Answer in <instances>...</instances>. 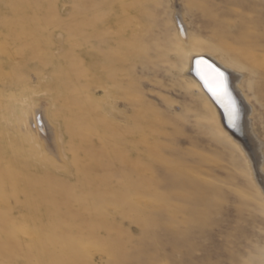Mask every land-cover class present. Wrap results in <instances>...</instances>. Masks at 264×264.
Wrapping results in <instances>:
<instances>
[{
    "label": "rangeland",
    "instance_id": "obj_1",
    "mask_svg": "<svg viewBox=\"0 0 264 264\" xmlns=\"http://www.w3.org/2000/svg\"><path fill=\"white\" fill-rule=\"evenodd\" d=\"M199 54L247 76L264 0H0V264H264V83L249 159Z\"/></svg>",
    "mask_w": 264,
    "mask_h": 264
},
{
    "label": "bare ground",
    "instance_id": "obj_2",
    "mask_svg": "<svg viewBox=\"0 0 264 264\" xmlns=\"http://www.w3.org/2000/svg\"><path fill=\"white\" fill-rule=\"evenodd\" d=\"M200 58H203V60H205L206 62L210 63L209 61L206 60V58L204 57V55L202 54H199V55H196L193 57L192 59V62H191V69L193 70V76L195 78V82L197 83V88L203 92L207 98L209 99L210 103L212 104L213 108L215 109L216 113H217V116L219 118V121L224 129V131L227 133V135L242 149V152H244L246 154V156L249 158L248 154L245 152L243 146L240 144L239 141H237V139L235 138L234 135H232L230 133V131L228 130L227 126H226V123L227 125L229 126V123H228V119H227V116L225 114V110L224 108L219 104L217 103L212 97H211V94L207 91V89L203 86V82L200 80L199 76L197 75V71H196V64H195V61L196 59H200ZM208 58V57H207ZM216 61V60H215ZM218 62V61H217ZM216 62V63H217ZM247 64H249L251 66V69L250 70H247V76L245 75H242L243 73V70H246V68L244 67H240L241 68V73L240 75L238 74H233L231 75L229 72H227L226 70L224 69H220L222 71H224L226 77H227V82H228V88H229V91L231 92L232 94V97L233 99L236 101V104L239 108V113H240V120L238 121V126L234 129L232 127H230L232 130H234V132L236 133V135L238 136H241L243 137L244 139L245 138H250L249 135H251V139L253 143L256 144V147H257V150L259 152V155L261 157V145L260 143L258 142L257 140V137H256V133H254V128H252V126L250 125V122H248V119L246 122H244V118H246L245 116L248 115V106L246 105V103L244 102V100H247V96L244 92V90L242 89V84H243V81L244 79L246 80L248 78L249 81H251L252 79L254 80H258V82L260 83V85H262L264 83V57H261V56H258V55H250L247 57ZM212 64V63H210ZM214 64V63H213ZM219 65V64H218ZM217 64L215 65L216 67L218 66ZM248 65V66H249ZM249 66V67H250ZM256 66L259 68L260 67H263V69L261 68L260 70L256 68ZM228 68V67H227ZM233 69V68H232ZM234 70V69H233ZM192 72V71H191ZM234 72V71H233ZM246 72V71H245ZM192 74V73H191ZM253 77H252V76ZM254 83V81H253ZM258 83V84H259ZM262 83V84H261ZM252 85V84H251ZM264 89V87H263ZM262 89V90H263ZM263 92V91H262ZM225 118V119H224ZM248 118V117H247ZM224 120L226 121V123L224 122ZM231 130V131H232ZM259 136V135H258ZM248 141V140H247ZM249 144V143H248ZM254 147V145H253ZM246 148V147H245ZM250 152V151H249ZM250 159V158H249ZM255 168V167H254ZM250 263V262H249ZM260 264V263H259Z\"/></svg>",
    "mask_w": 264,
    "mask_h": 264
},
{
    "label": "snow or ice",
    "instance_id": "obj_3",
    "mask_svg": "<svg viewBox=\"0 0 264 264\" xmlns=\"http://www.w3.org/2000/svg\"><path fill=\"white\" fill-rule=\"evenodd\" d=\"M196 71L211 97L225 110L229 126L236 128L240 120L239 108L228 88L227 77L220 68L203 58L196 59Z\"/></svg>",
    "mask_w": 264,
    "mask_h": 264
}]
</instances>
